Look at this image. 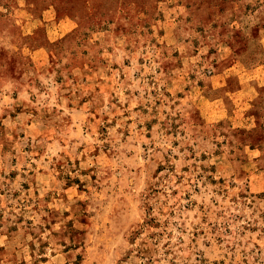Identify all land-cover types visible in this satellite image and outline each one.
<instances>
[{
  "label": "rangeland",
  "instance_id": "obj_1",
  "mask_svg": "<svg viewBox=\"0 0 264 264\" xmlns=\"http://www.w3.org/2000/svg\"><path fill=\"white\" fill-rule=\"evenodd\" d=\"M0 264H264V0H0Z\"/></svg>",
  "mask_w": 264,
  "mask_h": 264
}]
</instances>
